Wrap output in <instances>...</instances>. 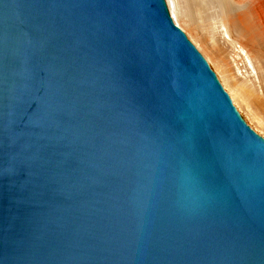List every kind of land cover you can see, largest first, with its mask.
I'll return each mask as SVG.
<instances>
[{
  "label": "water",
  "instance_id": "95a60500",
  "mask_svg": "<svg viewBox=\"0 0 264 264\" xmlns=\"http://www.w3.org/2000/svg\"><path fill=\"white\" fill-rule=\"evenodd\" d=\"M0 264H264V137L167 0H0Z\"/></svg>",
  "mask_w": 264,
  "mask_h": 264
},
{
  "label": "bare ground",
  "instance_id": "6f19581e",
  "mask_svg": "<svg viewBox=\"0 0 264 264\" xmlns=\"http://www.w3.org/2000/svg\"><path fill=\"white\" fill-rule=\"evenodd\" d=\"M167 2L175 22L215 66L234 103L264 135V0Z\"/></svg>",
  "mask_w": 264,
  "mask_h": 264
},
{
  "label": "rangeland",
  "instance_id": "374dc122",
  "mask_svg": "<svg viewBox=\"0 0 264 264\" xmlns=\"http://www.w3.org/2000/svg\"><path fill=\"white\" fill-rule=\"evenodd\" d=\"M176 23V22H175ZM184 30V29H183ZM184 32L187 34V36H188V38L190 39V40H192L190 37H189V35H188V33L184 30ZM197 48H198V46L193 42V41H191ZM199 50V49H198ZM202 54H203V56L206 58V56H205V54L201 51V50H199ZM207 59V58H206ZM207 61H208V63H209V65H210V67L214 70V72L216 73V75L218 76V78H219V80L221 81V79H220V76H219V74H218V72L216 71V69H215V66H213V64L211 63V62H209V60L207 59ZM221 83H222V81H221ZM222 85H223V87H224V84L222 83ZM224 89L229 93V95H230V92L224 87ZM231 96V95H230ZM231 98H232V96H231ZM232 100H233V98H232ZM234 102V101H233ZM235 104V103H234ZM235 106L238 108V110H239V112L241 113V115L244 117V119L248 122V124L249 125H251V126H253V128H255V130L257 131L258 129L255 127V125H253V123H251L250 121H249V119H248V117H247V115H246V113L244 112V111H241L240 110V108L238 107V105H236L235 104ZM258 132V131H257ZM260 132V131H259ZM258 132V133H259ZM260 134V133H259ZM261 135H262V132H261ZM263 137H264V135H262Z\"/></svg>",
  "mask_w": 264,
  "mask_h": 264
}]
</instances>
